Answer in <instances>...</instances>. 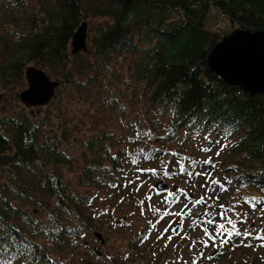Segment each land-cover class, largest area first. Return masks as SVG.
I'll use <instances>...</instances> for the list:
<instances>
[{
  "label": "trees",
  "instance_id": "16d2710c",
  "mask_svg": "<svg viewBox=\"0 0 264 264\" xmlns=\"http://www.w3.org/2000/svg\"><path fill=\"white\" fill-rule=\"evenodd\" d=\"M0 6V94L8 69L22 80L36 66L61 83L45 105L56 112L0 116V264H76L77 245L98 232L102 214L109 216L104 231L134 224L133 209L119 221L108 209L89 213L93 194L134 181L186 178L205 191L199 196L181 182L164 191L152 186L142 201L159 196L160 206L137 240L151 236L172 207L221 202L214 215L191 220L218 229L229 253L264 248L263 235L254 232L264 220V93L229 85L211 70L209 54L223 36L207 27L217 7L230 23L264 30V0H0ZM94 17L111 22L97 28L94 58H87L88 49L74 53L73 40ZM122 61L126 69L115 66ZM65 96L69 104L88 103L86 117L73 121ZM130 242L138 252L139 243ZM112 261L127 264L120 254Z\"/></svg>",
  "mask_w": 264,
  "mask_h": 264
},
{
  "label": "rangeland",
  "instance_id": "374dc122",
  "mask_svg": "<svg viewBox=\"0 0 264 264\" xmlns=\"http://www.w3.org/2000/svg\"><path fill=\"white\" fill-rule=\"evenodd\" d=\"M184 7H186V5H184ZM38 8L39 7H36V9ZM209 11L210 14L207 27L217 35H221L224 38V36L228 35L229 31L232 32L234 29L240 28V25L230 23L229 20L225 19L219 8L213 7ZM3 14V7L0 6V24H2ZM108 22L111 21L103 17H94L90 19L88 31L89 48L88 51L84 52L87 58H94L93 38L97 32V28ZM2 62V58H0V64ZM4 65L7 64L4 63ZM117 65L120 69H126L123 61L122 64L115 63L116 67ZM5 75L8 87L4 93L0 94V116L18 115L21 112H27L28 114L33 113L37 117H40L52 111V109L56 112L55 106L46 107L44 105L28 107L21 98L22 92L30 88L27 76L25 75L24 79L18 80L11 69H8ZM110 77L111 76L107 77V80H110ZM52 78L57 79L56 77ZM114 85H119V81H116ZM120 87L122 86L120 85ZM65 98L66 105L64 109L68 111V114L74 117L73 121H77V118L81 119L82 117H86L84 112L86 110L85 105H88V103L74 100L69 104L68 97L65 96ZM104 121L114 126L112 117L111 120L106 117ZM89 128V131H91L93 127L90 126ZM226 152L227 151L223 152V157H228L227 155L229 153L227 154ZM134 182V184L130 183L125 189H117L109 194L106 193V195H104L103 192L98 195L93 194L89 206V213L101 209H105L107 212L109 210L113 213L112 219L114 221H119L123 220L124 217L129 214V211L133 209L135 211L129 215L135 213L133 214L134 224L132 227L129 226L121 229L122 231L117 228L115 230L106 228L104 231L102 227L104 224H108L109 216L102 214L100 218L95 221L96 227L99 228L95 231H100L106 235V243L98 238L95 233H90L85 236L83 240L85 246H81L79 243L75 250L76 253H74L77 257L76 264H113L112 258L116 254L123 255L127 264H264L263 247H258L257 251L255 249L251 251L242 249L235 253H225L227 248L218 245V241L216 242L215 239H212L210 236L211 234H215L216 229L214 227L209 224H199L191 219L177 216L178 212L180 214L185 212V207L181 204L174 208L172 207V214H169L167 218L162 219L159 223L154 222L156 228L154 227V232L151 236H148L145 241L143 239L137 240L136 237L139 236V232L143 231L148 222L153 221L151 213L154 212L153 210H155V208L157 209L160 206L159 203L161 198H159V196L154 198L150 197L151 200H153L152 203H144L142 200L149 193L153 195L151 187L154 186L156 188L157 183L154 184L153 180L148 181L146 184L140 181ZM180 182L183 183L182 185L184 187L189 189L195 187L196 190L199 191V196L205 193L197 183L191 187L190 182L186 178L183 180H168L166 183L169 186H176L180 184ZM130 192L131 195H129ZM227 199L229 200V197ZM210 201L211 200H209V202ZM219 204H221V202H219ZM219 204L217 202H212V205H195L190 209V212L195 215H203L204 213L205 215L209 213L214 215L219 210ZM207 209H209L210 212H208ZM181 222L183 228L180 229L178 234H175L173 229ZM256 222L258 227L254 232H264V220L260 219ZM130 230L131 232L129 236H127L125 233ZM131 238L137 241L136 243H139V250L136 251L140 252V255L131 248ZM248 253L249 256H247ZM146 255H149L150 258Z\"/></svg>",
  "mask_w": 264,
  "mask_h": 264
},
{
  "label": "water",
  "instance_id": "95a60500",
  "mask_svg": "<svg viewBox=\"0 0 264 264\" xmlns=\"http://www.w3.org/2000/svg\"><path fill=\"white\" fill-rule=\"evenodd\" d=\"M74 53L88 49V23L76 32ZM211 70L223 77L229 85L239 86L252 94L264 93V30L236 28L218 42L209 54ZM30 88L21 94L29 107L47 105L56 95L60 81L53 80L39 67L30 66L26 71ZM166 183L158 184L164 189ZM179 228H177V231ZM104 242V236L97 232Z\"/></svg>",
  "mask_w": 264,
  "mask_h": 264
}]
</instances>
